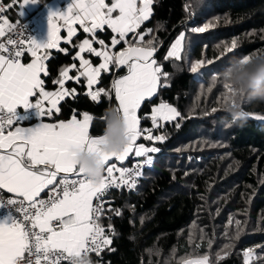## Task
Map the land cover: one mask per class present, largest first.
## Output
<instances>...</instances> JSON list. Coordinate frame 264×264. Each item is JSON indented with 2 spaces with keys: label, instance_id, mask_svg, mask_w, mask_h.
<instances>
[{
  "label": "snow or ice",
  "instance_id": "obj_1",
  "mask_svg": "<svg viewBox=\"0 0 264 264\" xmlns=\"http://www.w3.org/2000/svg\"><path fill=\"white\" fill-rule=\"evenodd\" d=\"M153 2L72 0L66 11L49 13L44 43H38L29 35L23 23L0 18V193L11 194L7 197L0 194V264H93L90 254L100 257L106 249L114 250L110 248L113 242L111 222L106 231L102 219L107 213L121 215V209L105 208L107 201L104 197L113 188H124L129 192L137 189L143 168L153 166L154 157L149 154L160 151L155 146L137 143L138 140L142 137L146 141L163 142L166 137L154 136L153 129H162L165 123L184 119L176 107L164 102L152 108L151 128H142L138 116L141 105L154 97L158 88L167 86L166 79L162 83L167 74L154 58L157 51L154 38L145 40L147 32H138L151 17ZM38 3L39 0H12L8 7L18 4L20 10ZM4 11V6L0 5V13ZM22 15L19 11V16ZM76 25L91 38L74 45L78 52L73 59L79 61V66L73 63L61 68L53 80L58 88L48 91L43 77L49 75L46 64L49 50L67 53V49L60 45L62 40L65 44L72 43L77 34ZM105 26L113 34L110 44L96 38L97 32L104 31ZM214 26L209 22L202 27H193L191 31L203 33ZM62 30L67 31L66 38H62ZM184 40L185 35L181 33L165 59H186ZM94 43L100 47H93ZM236 48L234 39L230 46H226V51L230 53ZM84 53L100 58L101 62L94 65ZM25 55L31 57L30 62H22ZM253 56L234 58L247 63ZM189 62L193 74H200L206 64L213 63L204 59ZM122 68L127 69V74L114 79L109 90L102 87L93 90V86L100 82L102 71ZM73 71L76 73L74 76L70 75ZM220 74L211 76L209 92L216 86ZM81 78L86 81L87 94L92 101L99 102L102 94L109 99L114 95L116 105L111 112L123 120L128 138L122 152L109 155L100 151V145L106 142L107 137L105 134H90L93 122L90 114L84 113L82 119L74 114L68 121L44 122L45 117L50 119L60 113L61 101L74 97L76 89L66 88V82L80 83ZM201 86L203 88V83ZM222 89L224 103L235 106L236 93L232 87L223 82ZM211 112H217V108H212ZM249 116L264 120V115L249 113ZM108 119V116L104 118L106 126ZM32 121L35 122L25 123ZM81 153L97 156L104 165L99 182L89 179L75 162ZM130 157H143L144 160L136 161L130 167L120 166ZM245 223L229 217L228 226L234 231L229 235L226 228L225 237L229 241L238 239ZM192 228L188 233L189 243L198 249L197 239L207 240L211 249L213 239L208 238L204 229L199 228L197 235L195 229L198 225L194 223ZM231 247L230 242L225 244L221 252L215 254L216 261L223 260ZM148 251L150 255L160 254L159 250ZM243 255L245 264L259 258L255 257L253 249H248ZM210 256V252L190 254L180 257L176 264H213ZM148 264H153L151 259ZM165 264L171 262L165 261Z\"/></svg>",
  "mask_w": 264,
  "mask_h": 264
},
{
  "label": "trees",
  "instance_id": "obj_2",
  "mask_svg": "<svg viewBox=\"0 0 264 264\" xmlns=\"http://www.w3.org/2000/svg\"><path fill=\"white\" fill-rule=\"evenodd\" d=\"M6 13L15 19L12 11ZM209 22L215 26L203 33L191 31ZM149 29L152 31L145 40L154 38V58L167 74L162 78L167 86L158 88L157 94L141 105V127H152L151 110L161 102L176 107L184 119L153 129L154 136L166 137L163 142L141 137L142 143L160 151L154 154L153 166L145 171L137 189L108 196L109 206L121 209V215L107 213L102 219L106 231L111 222L114 250L106 249L100 257L93 254V264H148L149 259L153 264H176L180 257L205 252L211 253L213 264H245L243 253L248 249L259 257L250 264H264V122L248 119L243 126L231 124V116L224 110L229 104L221 96V76L208 91L211 76L222 73L234 57L264 54V0H154L152 16L138 32ZM181 33L185 35L186 59H165ZM112 35L106 29L97 33V38L110 44ZM83 36L84 32L72 45H63L67 53L53 52L47 62L49 75L43 77L46 90L58 88L53 80L61 68L79 65L73 59L78 51L74 45ZM234 39L237 48L229 53L226 46ZM86 56L94 63L98 61L90 54ZM196 59L213 63L206 64L200 74H193L189 61ZM125 73L124 68L102 73L98 88L109 90L113 80ZM71 75H76L75 71ZM67 87L75 88L76 94L61 101L60 113L49 120L68 121L74 114L80 118L87 113L93 117L90 134L103 135L104 118L116 105L114 95L109 99L102 94L99 102L92 101L84 79L80 83L70 81ZM242 107L248 113L264 115V104L242 103ZM212 108L217 112L212 113ZM229 217L246 222L239 238L231 241L224 235L226 228L229 235L234 231L228 226ZM194 223L198 225L197 235L203 228L213 239L211 249L207 240L197 239L198 249L189 243L188 233ZM229 242V254L217 262L215 254ZM148 250H159L160 254L150 255Z\"/></svg>",
  "mask_w": 264,
  "mask_h": 264
},
{
  "label": "clouds",
  "instance_id": "obj_3",
  "mask_svg": "<svg viewBox=\"0 0 264 264\" xmlns=\"http://www.w3.org/2000/svg\"><path fill=\"white\" fill-rule=\"evenodd\" d=\"M220 76L236 93V105L229 104L224 110L231 116V124L243 126L247 123L249 113L242 103L264 104V54L253 56L247 63H242L240 58H233ZM108 117L104 132L107 140L100 145V151L111 155L122 152L128 144V138L123 120L111 111ZM75 162L83 168L89 179L95 182L102 179L104 165L97 156L81 153Z\"/></svg>",
  "mask_w": 264,
  "mask_h": 264
},
{
  "label": "crops",
  "instance_id": "obj_4",
  "mask_svg": "<svg viewBox=\"0 0 264 264\" xmlns=\"http://www.w3.org/2000/svg\"><path fill=\"white\" fill-rule=\"evenodd\" d=\"M19 2H22V0H19ZM71 2H72V0H50V1H47V0H39V3L38 4H35V5H33V4H29V5H27V6H25L24 8H22V9H20L19 10V6H18V4L15 6V7H12V8H9L8 7V5L10 4V3H12V0H10L8 3H6L7 4V10L8 11H12L13 13V15H14V18L15 19H12L9 15V17L13 20V21H23V20H25L26 18H28V17H30V16H33V15H41L42 16V18H43V21H44V24H43V38L40 40V42L39 43H44V42H46V40H47V33H48V15H49V13L50 12H55V11H60V12H64V11H66L67 10V7L71 4ZM106 2H110V0H106ZM153 6V5H152ZM19 11L20 12H22L23 13V15L20 17L19 16ZM152 16V15H151ZM151 18V17H150ZM149 18V19H150ZM148 21V20H147ZM147 21H145V22H147ZM76 28H77V34H76V36H74L73 38H72V43H73V41L78 37V36H80L81 34H82V31L80 30V28H79V25H76ZM106 29H108L106 26H105V30ZM104 30V31H105ZM110 30V29H109ZM139 30V29H138ZM104 31H102V32H104ZM111 31V30H110ZM148 30H146V32H147ZM146 32H144V33H146ZM97 33H99V32H97ZM147 35H148V33H147ZM147 35H145V38H146V36ZM61 36H62V38H66L67 37V31L66 30H62L61 31ZM85 38H91V37H89V34H87V33H85V36H83L82 38H81V40L78 42V44L80 43V42H82V40L83 39H85ZM96 38H97V34H96ZM97 39H99V38H97ZM72 43H69V44H65V43H63V40H62V42H61V48L63 47V45H72ZM107 44V43H106ZM93 47H96V48H99L100 47V45L99 44H96V43H94L93 44ZM50 51V56H49V58H48V60L49 59H51L52 57H53V52H60V51H57V50H55V49H52V50H49ZM113 51H115L114 49H113ZM78 52V51H77ZM86 54H89V53H84V55H85V57L86 58H88L87 56H86ZM154 56H155V54H154ZM96 59H98V61L96 62V63H94L93 62V64L94 65H98L101 61H100V58H97V57H95ZM48 60L46 61V64H47V62H48ZM31 61V57L30 56H28L23 62L24 63H28V62H30ZM79 66V65H78ZM123 69V68H122ZM124 69H126V68H124ZM111 71V70H110ZM109 71V72H110ZM109 72H101V75H102V73H109ZM72 74V72L70 73V75ZM125 74H127V69H126V73ZM124 74V75H125ZM101 77V76H100ZM81 79H83V78H81ZM68 82H70V81H68ZM68 82H66V84H65V87L66 88H68L67 87V83ZM71 82H75V81H71ZM86 82V81H85ZM99 84H100V82L97 84V85H94L93 86V90L94 89H97L98 88V86H99ZM69 89V88H68ZM69 90H71V89H69ZM55 91V90H54ZM76 94V93H75ZM67 98V97H66ZM20 110H22V109H20ZM83 116V115H82ZM82 116L80 117V118H78V119H82ZM35 121H32V122H26V124H28V123H34ZM44 122H46V123H51V121L49 120V118L48 117H45L44 118ZM141 140V139H140ZM140 140H138V142L137 143H142ZM145 144V143H144ZM145 146L146 147H151V146H148V145H146L145 144ZM158 153V152H157ZM154 154H156V153H150L149 155H153V157H154ZM136 157H130L127 161H125L124 162V165H120V166H126V165H128V163L129 162H131L132 160H134ZM110 203H111V201H110ZM110 207H112V206H110Z\"/></svg>",
  "mask_w": 264,
  "mask_h": 264
},
{
  "label": "built area",
  "instance_id": "obj_5",
  "mask_svg": "<svg viewBox=\"0 0 264 264\" xmlns=\"http://www.w3.org/2000/svg\"><path fill=\"white\" fill-rule=\"evenodd\" d=\"M0 5H3L4 8H5V11L0 13V18L2 17H7L9 18V20L11 22H14V23H23L24 25H26L27 27V32L29 35H31L38 43L40 42V40L43 38V24H44V21H43V18L41 15H33V16H30L28 18H26L25 20L23 21H13L8 15H7V4L3 1V0H0ZM80 28V27H79ZM82 32L83 30L80 29ZM29 55H25L23 58H22V62L28 57ZM95 90V89H94ZM19 111H22V110H19ZM26 123V122H25ZM144 158L143 157H139V158H135L134 160H132L131 162L128 163V165L126 166H132L136 161H143ZM149 167H144L143 168V175L145 173L146 170H148ZM141 178H139V181H138V184L140 182ZM121 191H126V192H129L127 189H124V188H121V189H110L108 192H107V195L104 197V199L107 201V203L105 204V208H109V200H108V196L113 193V192H121ZM2 195H4L5 197L11 195V194H8V193H0ZM112 208V207H111ZM114 234V231L112 230L111 232V238ZM112 245V244H111ZM111 245H110V248H111ZM93 254H90V258L92 260L93 258ZM64 264H67V262H64Z\"/></svg>",
  "mask_w": 264,
  "mask_h": 264
},
{
  "label": "water",
  "instance_id": "obj_6",
  "mask_svg": "<svg viewBox=\"0 0 264 264\" xmlns=\"http://www.w3.org/2000/svg\"><path fill=\"white\" fill-rule=\"evenodd\" d=\"M248 119L256 120V119L254 118V116H249ZM256 121H258V122H264V120H256Z\"/></svg>",
  "mask_w": 264,
  "mask_h": 264
},
{
  "label": "rangeland",
  "instance_id": "obj_7",
  "mask_svg": "<svg viewBox=\"0 0 264 264\" xmlns=\"http://www.w3.org/2000/svg\"><path fill=\"white\" fill-rule=\"evenodd\" d=\"M147 33L149 34L150 32L147 31ZM179 36H180V35H179ZM179 36H178V37H179ZM178 37H177V38H178ZM177 38H176V39H177ZM176 39H175V40H176ZM174 42H175V41H174ZM174 42H173V43H174ZM183 45H184V41H183ZM170 48H171V47H170ZM162 123H163V122H162ZM151 156L153 157V155H151Z\"/></svg>",
  "mask_w": 264,
  "mask_h": 264
}]
</instances>
